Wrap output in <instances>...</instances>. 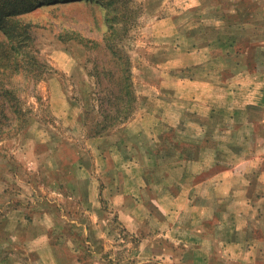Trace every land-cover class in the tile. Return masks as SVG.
<instances>
[{"label":"crops","instance_id":"obj_1","mask_svg":"<svg viewBox=\"0 0 264 264\" xmlns=\"http://www.w3.org/2000/svg\"><path fill=\"white\" fill-rule=\"evenodd\" d=\"M233 1L210 4L211 42L158 50L156 92L141 96L128 122L89 136L101 180L86 177L74 198L93 204L97 224L107 193L122 228L139 238L135 264H264V64L237 70L235 60V40L264 26V0H254V19L227 11Z\"/></svg>","mask_w":264,"mask_h":264},{"label":"rangeland","instance_id":"obj_2","mask_svg":"<svg viewBox=\"0 0 264 264\" xmlns=\"http://www.w3.org/2000/svg\"><path fill=\"white\" fill-rule=\"evenodd\" d=\"M123 1H129L134 20L120 44L130 56L133 83L141 104V96L152 97L156 92L153 85L160 82L159 70L152 64L161 59L158 50L168 43L191 49L211 40L216 31L209 23L213 19V0ZM222 1L225 4L227 0ZM249 1L243 8L244 0H234L226 10L232 9L231 14L241 19L259 17L258 4ZM84 3L79 0L57 9L43 7L27 16L40 24L36 31L37 50L50 71L37 83L26 81L24 75L12 79L13 85L21 89L24 106L31 110V123L18 136L0 142V264H53V256L59 264L137 261L134 242L139 238L122 228L107 193L102 201L105 213L98 214L101 219L97 224L93 223L95 217L90 219L97 215L93 204L74 198L75 194L82 196L86 192V177L92 175L95 181L101 180L102 172L95 161L99 152L89 140L91 125L86 126L81 116L90 102L96 106L88 107L91 120H103V109L109 107H101L104 102L97 98L90 100L89 94L98 92L97 84L106 87L107 81L96 71L99 65L102 69L112 66L104 48L87 50L57 39L65 29L102 43L108 29L102 14ZM252 29V37L239 36L235 40L237 70L241 63L251 71L264 64V56L260 55L264 52V26L253 24ZM82 159L93 163V169H82ZM85 224L91 230L88 234Z\"/></svg>","mask_w":264,"mask_h":264},{"label":"trees","instance_id":"obj_3","mask_svg":"<svg viewBox=\"0 0 264 264\" xmlns=\"http://www.w3.org/2000/svg\"><path fill=\"white\" fill-rule=\"evenodd\" d=\"M78 1L0 0V142L18 136L31 123V110L24 106L19 95L21 89L13 85L12 79L24 75L26 81L37 83L45 79L50 71L48 62L37 50L36 31L40 30V24L28 20L27 16L39 8L57 9L62 4ZM81 1L102 14L104 25L108 28L103 33L102 43L77 31L65 29L58 34L57 39L65 45L74 43L87 50L104 48L110 56L111 68L102 69L99 65L96 69L102 79L107 81L106 87L103 83L97 84L98 92L89 94L90 100L97 98L98 101L104 102L101 107L109 108L103 109V120L92 121L94 119L91 120L92 113L88 111V107L95 104L89 102L85 105L87 108H83L81 116L86 126L91 125L89 136L101 137L120 129L139 109V96L133 83V65L130 56L120 44L128 35L134 19L130 16L132 11L129 1ZM103 94L104 97H97Z\"/></svg>","mask_w":264,"mask_h":264}]
</instances>
